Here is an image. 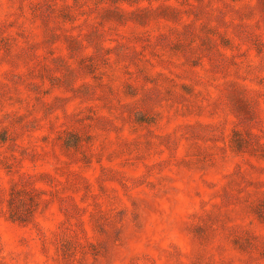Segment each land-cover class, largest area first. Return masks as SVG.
<instances>
[{
	"label": "rangeland",
	"instance_id": "obj_1",
	"mask_svg": "<svg viewBox=\"0 0 264 264\" xmlns=\"http://www.w3.org/2000/svg\"><path fill=\"white\" fill-rule=\"evenodd\" d=\"M0 264H264V0H0Z\"/></svg>",
	"mask_w": 264,
	"mask_h": 264
}]
</instances>
